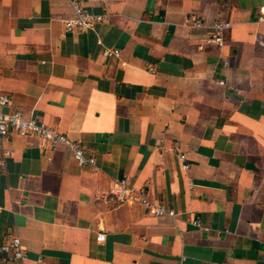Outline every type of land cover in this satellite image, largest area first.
<instances>
[{"label":"crops","instance_id":"0c3cea01","mask_svg":"<svg viewBox=\"0 0 264 264\" xmlns=\"http://www.w3.org/2000/svg\"><path fill=\"white\" fill-rule=\"evenodd\" d=\"M81 2L107 20L67 32L74 0H0L5 112L96 160L0 138V245L27 252L0 264H264V0ZM191 16L228 22L224 45ZM120 179L175 217L106 198Z\"/></svg>","mask_w":264,"mask_h":264},{"label":"built area","instance_id":"2783aa9c","mask_svg":"<svg viewBox=\"0 0 264 264\" xmlns=\"http://www.w3.org/2000/svg\"><path fill=\"white\" fill-rule=\"evenodd\" d=\"M82 0H74V16L71 19L65 21L64 26L67 32L80 31L85 32L92 30L96 25L107 20L104 15H93L87 12L83 5ZM260 21H264V9L262 15L259 17ZM185 22L187 24L193 23V27L210 29L208 36V43H213L217 47L224 45V35L226 30L230 27V24L225 21H215L212 24L205 25L203 21L199 20L195 16L189 17ZM105 56H119L118 50H107ZM227 66L228 63L225 62ZM12 104L11 98L0 87V138L10 139L12 137L25 138L34 136L42 141L55 147L58 145H64L69 148L74 156L75 161L79 165L95 166L96 160L94 157H87L85 148L81 141H74L69 139L66 135L57 132L56 130L48 127L43 122L35 119H27L20 112L11 111L5 112V109ZM179 159L182 163L184 170H188L190 165L187 161L185 154L180 153ZM106 198H110L116 201L118 204L125 203H139L145 207L148 211H151L157 217L169 216L175 217V211L173 209H166L162 205H153L147 198L146 191L144 189L136 190L129 186L126 179H120L113 182L110 190L104 194ZM98 241H104V235L98 236ZM0 258L5 261H12L22 263L27 258V252L22 247L19 237L12 236L6 243L0 245ZM173 264H182L177 262Z\"/></svg>","mask_w":264,"mask_h":264}]
</instances>
